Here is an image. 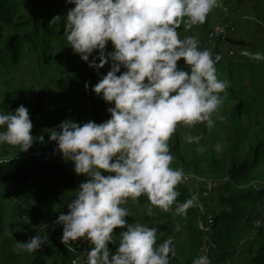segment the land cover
Segmentation results:
<instances>
[{
	"label": "clouds",
	"instance_id": "9594fccd",
	"mask_svg": "<svg viewBox=\"0 0 264 264\" xmlns=\"http://www.w3.org/2000/svg\"><path fill=\"white\" fill-rule=\"evenodd\" d=\"M67 3L75 5L63 18L67 45L97 72L111 61V70L92 90L114 106L107 109L110 118L102 123L90 120L81 126L66 120L59 130L46 129L63 159L73 162L74 171L88 178L68 203L70 211L61 212L55 221L63 225L61 241L70 252L72 241L82 237L90 241L91 249L82 254L87 255L86 264H170L176 254L172 238L168 236L158 244L157 227L130 224L127 217L131 212L126 205L146 196L149 216L153 207L168 212L173 205L175 215H186L197 200L193 194L182 203L177 201V186L187 177L183 169L171 167L175 157L169 141L179 125L214 127L213 115L223 103L221 93L229 81L218 78L216 63L222 56L213 58L210 49L199 47L194 35L181 39L178 29L181 25L189 30L204 24L219 0ZM61 20L57 15L50 24ZM109 41L114 51L106 53ZM94 50H99L98 56L90 60ZM241 55L264 61L261 52L243 49ZM181 59L187 70L178 66ZM122 66L127 71L121 73ZM85 88H89L88 83ZM32 128L29 109L24 105L14 112H0V145L27 151L34 141ZM39 139L44 141L43 136ZM185 139L199 144L202 137L187 135ZM216 147L219 150L221 145ZM198 150L204 151V147ZM10 159H0V165ZM23 220L29 222V217ZM116 229L125 230L118 233L119 244L113 252L109 245H116ZM48 242L47 234H38L27 242L18 241L15 247L32 254ZM72 264H80L79 258ZM192 264H211V260L200 255Z\"/></svg>",
	"mask_w": 264,
	"mask_h": 264
},
{
	"label": "trees",
	"instance_id": "16d2710c",
	"mask_svg": "<svg viewBox=\"0 0 264 264\" xmlns=\"http://www.w3.org/2000/svg\"><path fill=\"white\" fill-rule=\"evenodd\" d=\"M231 1L219 0V6L211 11L220 15L228 3L234 14L227 19L228 27H234L235 21L240 19L239 8ZM251 2L249 9L256 21H246L245 30H241L244 39L233 46L237 60L223 58L216 63L218 78L229 81V87L221 93L223 103L213 115L214 127L179 125L169 141L170 152L175 157L171 167L183 169L186 176L193 174L177 186L180 193L177 201H186L193 191L198 193V201H203L205 193L209 194L215 219L214 236L223 264L230 258L233 264H264V228L257 238L249 239L254 219L264 215V61L241 55L243 49L264 53V0ZM63 6L62 0H0V84L12 101V91L16 89L15 72L25 62L33 68V78L16 93L20 94L19 99L29 93L21 98V102H26L27 106L22 105L29 109V114L37 110L43 116L49 113L59 125L66 120L81 126L90 120L99 124L110 118L107 109L114 104L106 102L92 89L111 70V61L97 72L73 49L65 51L57 48L56 43L54 46L59 22L54 25L50 22L63 12ZM212 23L209 13L206 22L198 28L201 49H205ZM111 51H114V45L109 41L106 53ZM98 53L99 50H94L89 59ZM178 66L187 70L183 59L178 61ZM39 71L50 85L56 86L59 92L56 100L49 99L46 86L35 83L34 74ZM124 71L127 69L122 66L121 73ZM187 135L202 139L199 144H190L185 139ZM33 139L27 151H22L19 146L0 145V159L11 158L0 165V264H71L73 257L80 256L84 250L89 251L92 244L86 238H79L71 242L73 251L70 252L61 241L63 225H57L55 221L61 212L67 214L70 211L68 203L75 198L80 183L88 178L74 171V163L63 159L55 142L46 141L49 150L43 151L42 145H37L40 143ZM217 144L221 145L219 150ZM200 146L204 151L198 150ZM102 175L110 173L102 172ZM41 180L45 181L43 187L49 184L67 188L46 198L37 194L30 201L31 211L18 204L15 199L22 200V196L15 195L18 198L11 201L15 203L12 209L21 216L28 213L29 222L15 219L17 214L8 217L5 196L10 192H37L42 187ZM196 201L186 215H175V205L172 213L165 215L153 207V214L147 215L149 219H165L169 229L175 223L185 227L186 237L182 231L180 233L179 226L169 234L176 239V255L170 264H192L204 253L202 247L207 239L198 225L202 215L197 212ZM139 202L149 204L146 196H141ZM8 219L13 221L17 232L10 231ZM127 220L130 224L138 223L133 215ZM19 222L23 226L20 231ZM123 230H114L116 245H109L113 252L119 244L118 233ZM38 234H47L49 241L41 249L32 254L16 250L18 241L27 242Z\"/></svg>",
	"mask_w": 264,
	"mask_h": 264
},
{
	"label": "rangeland",
	"instance_id": "374dc122",
	"mask_svg": "<svg viewBox=\"0 0 264 264\" xmlns=\"http://www.w3.org/2000/svg\"><path fill=\"white\" fill-rule=\"evenodd\" d=\"M62 1L64 3L63 12L58 14L62 18V20H61V22H59V28H58L59 32L58 33L56 32L57 37L55 38L54 46L56 43L57 48H61V49L66 51L67 49H72V47L67 45V38H66V34H65L66 29L64 26L63 18L66 17L68 10L70 8H74L75 5L67 3V0H62ZM251 1H255V0H251ZM251 1L250 0H238V2L234 1V0L231 1L233 6H236L237 8H239L240 14L238 16L240 17V19L244 18V21H241L242 19L241 20L238 19L235 21L234 28H236V29L233 32L231 39H230V45H231L232 49H233V46L237 42L240 43L244 39V36H243V33L241 32V30H245L246 21L247 20L256 21V19L252 18V16H251L252 11L249 9V7L252 6ZM217 15H218V12L217 13L210 12V19L213 23L216 20V18L219 16V15L218 16ZM245 17H247V19H245ZM200 27H201V25L193 26V29H195L197 32V39H198V28L200 29ZM183 31H185V29H184V26L181 25L179 32H183ZM188 36L189 35L187 33H184L182 36V39H184ZM233 51L235 53V49H233ZM32 70H33V68L31 66L27 65L25 62H22L20 64V66L17 68V70L15 72L16 89L14 91H12V101H10V99L7 97V95L4 94V87H2V85L0 84V112H4V113L14 112L22 104H25L27 106L26 102H21L22 101L21 98L27 96L29 93H24L23 96L19 99L18 97L20 96V94H17L16 92H18L19 90H22L23 87H26L28 85V82L30 81V79L33 78V77H31L32 76ZM34 77L36 79L35 83H40L41 85H44L48 88V92H50V98L49 99L54 101L59 97L58 96L59 92L56 89V86L50 85L47 82L48 79H45L43 77V74L40 71H39V73L34 74ZM30 118H31L32 123H33L31 135L36 139L35 140L36 142L40 143L37 145H42L40 147L43 148L42 149L43 151L49 150V146L47 144H45V142L50 141V133L48 131H46V129L59 130V128H58L59 124L51 117V115L49 113H47L45 116H43V115H41L39 110L31 113ZM41 135H45V136H43L44 141H41L39 139V137ZM50 142H55V141H50ZM192 175L186 176L187 179L191 178ZM41 183H42V187L40 189H38L37 192L27 191L25 194H20L17 192H10V194L7 195V197L5 196V202H6L7 207L9 208L7 216L9 217V216H12L14 214H17L18 217L15 219H18V220H20L19 218L23 219V217H29L28 213H24L21 216L20 214L16 213V211H14L12 209V207H15V206H12L15 203L12 204L11 201H13V199H15V198H18L15 195L22 196L21 199L23 201L30 203V201H32V198L36 197L37 194H41L46 198L47 196H49V195H51L57 191L62 192L67 188L66 186H51L49 184H45V186L43 187L45 181L41 180ZM193 194H195L198 197V193L196 194V192L193 191ZM126 206L129 208L131 215H133L137 218L138 223L146 224V225H149L150 227L154 226V227H157L159 229V231L157 232V243L158 244L162 243L164 240H166L167 237L169 236V234L171 233V231L177 226L181 227L180 233L182 231L183 237L187 236V232L185 230V227H182L179 224L175 223L174 226L171 229H169L168 223L166 222L165 219H149L147 217V208H148L149 204H141L140 202L136 203V202L129 200V202ZM162 213L166 215L168 213H172V210H170L168 212L162 211ZM31 224H33V222H31ZM8 227H9L10 231L17 232V230L13 226V221H10L9 219H8ZM21 229H23V226L21 225V222H19L18 231H20ZM74 258H76V257H73L71 259V261ZM226 264H233V259H231V258L228 259Z\"/></svg>",
	"mask_w": 264,
	"mask_h": 264
},
{
	"label": "built area",
	"instance_id": "2783aa9c",
	"mask_svg": "<svg viewBox=\"0 0 264 264\" xmlns=\"http://www.w3.org/2000/svg\"><path fill=\"white\" fill-rule=\"evenodd\" d=\"M238 12L240 11L238 10ZM238 12L237 14H239ZM233 15L234 14L232 8L227 3L222 9V13L216 18V20L212 24L211 32L208 35L205 48L211 50L213 57L216 54H220L222 56V59L225 58L231 61L237 60V56L235 55L230 45V39L233 32L235 31V28L233 26L228 27L226 24L227 19L233 17ZM184 33H187L189 36L194 35L197 37V32L193 28L189 30H185L183 32H179V36L181 39ZM203 197H202L203 201H196L197 212H199L202 215L201 217L199 216L198 225L200 230L203 232L204 237H206L207 239V243L205 244V246L203 245L204 248L202 247L204 253H201V255H207L211 260V264H223V262L220 260L218 256L219 248L217 246V242L214 236L215 233L213 228H214L215 219L211 211L212 203L210 201V197L208 193H205ZM15 201L18 204L22 205L24 209L28 211H31L33 209V206L26 201L20 199H15ZM263 228H264V215L258 216L254 219L253 228L251 230L249 239L253 240L257 238L259 236L260 230ZM168 238H172L176 252L175 237L170 236ZM243 242L244 240L241 241V243ZM77 258H79L80 264H86L87 255H81L78 256Z\"/></svg>",
	"mask_w": 264,
	"mask_h": 264
},
{
	"label": "crops",
	"instance_id": "0c3cea01",
	"mask_svg": "<svg viewBox=\"0 0 264 264\" xmlns=\"http://www.w3.org/2000/svg\"><path fill=\"white\" fill-rule=\"evenodd\" d=\"M87 251H88V250H87ZM87 251L84 250L83 252H80L79 254H80V255L85 254V253H87Z\"/></svg>",
	"mask_w": 264,
	"mask_h": 264
}]
</instances>
